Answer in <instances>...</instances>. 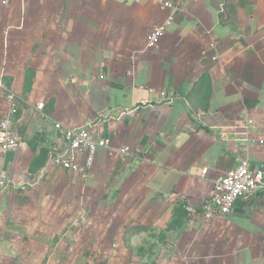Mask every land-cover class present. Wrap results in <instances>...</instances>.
Wrapping results in <instances>:
<instances>
[{"label":"crops","instance_id":"1","mask_svg":"<svg viewBox=\"0 0 264 264\" xmlns=\"http://www.w3.org/2000/svg\"><path fill=\"white\" fill-rule=\"evenodd\" d=\"M172 1L148 49L154 0H0L21 142L0 151V264H264L260 194L202 210L243 159L264 170V0ZM56 124L109 140L86 176L50 164L85 161Z\"/></svg>","mask_w":264,"mask_h":264},{"label":"built area","instance_id":"2","mask_svg":"<svg viewBox=\"0 0 264 264\" xmlns=\"http://www.w3.org/2000/svg\"><path fill=\"white\" fill-rule=\"evenodd\" d=\"M249 1L253 2L254 0ZM154 3L166 11L168 15L164 23L151 33L147 44L148 49L155 48L167 34L168 30L174 25L178 11L177 5L172 0H154ZM213 59L217 60L218 58L214 57ZM15 98L13 93L6 95L10 108L0 120V151L3 152L15 151L21 145L14 128ZM39 108H42V105H39ZM56 128L63 131L64 140L69 150L72 153L85 155V161L79 163L73 158L56 154L50 158V164L55 167H62L86 176L95 163L98 150L100 148L108 149L110 146L109 140L97 137L90 125L63 130L60 124H56ZM260 144L264 145V140L260 141ZM128 151L129 148L122 150L124 154ZM206 173L207 171H204L203 174ZM9 183L8 175H0V196L9 188ZM258 194L261 195L264 202V170L253 168L249 160L243 159L237 167L220 176L214 182L213 188L202 206L204 218L207 221H212L217 215H228L232 212L238 200L252 199Z\"/></svg>","mask_w":264,"mask_h":264},{"label":"water","instance_id":"3","mask_svg":"<svg viewBox=\"0 0 264 264\" xmlns=\"http://www.w3.org/2000/svg\"><path fill=\"white\" fill-rule=\"evenodd\" d=\"M259 167H261V165H259Z\"/></svg>","mask_w":264,"mask_h":264}]
</instances>
